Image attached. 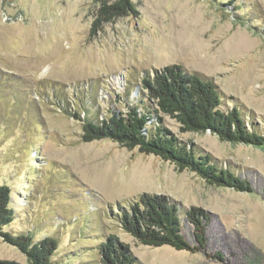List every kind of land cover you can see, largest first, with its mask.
Here are the masks:
<instances>
[{
    "label": "rangeland",
    "instance_id": "374dc122",
    "mask_svg": "<svg viewBox=\"0 0 264 264\" xmlns=\"http://www.w3.org/2000/svg\"><path fill=\"white\" fill-rule=\"evenodd\" d=\"M132 1L137 15L92 32L94 0H0V183L15 211L2 231L56 238L58 264H100L109 235L134 264H264V146L187 132L163 117L179 142L248 183L238 191L111 140L83 142L82 123L62 111L66 103L79 110L83 91L101 117L141 106L142 77L177 65L211 81L222 110L238 109L264 136V0ZM144 194L178 207L192 245L186 214L199 211L204 249L144 246L126 233L119 208ZM0 261L31 264L1 235Z\"/></svg>",
    "mask_w": 264,
    "mask_h": 264
},
{
    "label": "trees",
    "instance_id": "16d2710c",
    "mask_svg": "<svg viewBox=\"0 0 264 264\" xmlns=\"http://www.w3.org/2000/svg\"><path fill=\"white\" fill-rule=\"evenodd\" d=\"M94 2L98 6L92 32H96L103 23L138 14L132 0ZM83 92V100H75L76 104L81 105L79 110L73 111L69 103L62 109L82 123L83 142L111 140L131 151L136 149L142 155L155 156L171 163L180 171L195 172L210 185L231 187L238 191L250 189L247 182L237 178L230 170L219 169L212 164L208 155L196 154L189 146L179 142L162 124L163 117L168 116L177 120L187 132L209 131L222 141L263 147L264 136L245 127L238 109L222 110L221 97L211 81L196 74H186L177 65L167 67L141 79L139 94L143 99L140 104L145 106L144 103L148 101L151 106L141 108L138 104L128 105L125 112L109 107L104 117L99 115L98 107H88L86 102L91 95ZM12 199L9 185L0 183L1 237L23 252L31 264H58L53 260L58 249L56 238L47 236L34 240L28 234L14 235L2 231L14 221ZM119 209L116 220L120 227L141 245L170 247L191 253L204 249L206 224L199 211L193 209L186 214L188 221L195 227L196 245H192L182 234L178 207L163 197L140 195L128 208ZM98 256L100 264H134L127 247L120 244L114 235L107 236L99 246ZM0 264L16 263L0 261Z\"/></svg>",
    "mask_w": 264,
    "mask_h": 264
}]
</instances>
